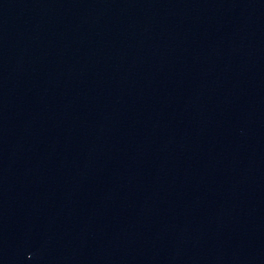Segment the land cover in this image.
<instances>
[{"label": "water", "instance_id": "95a60500", "mask_svg": "<svg viewBox=\"0 0 264 264\" xmlns=\"http://www.w3.org/2000/svg\"><path fill=\"white\" fill-rule=\"evenodd\" d=\"M0 264H264V0H0Z\"/></svg>", "mask_w": 264, "mask_h": 264}]
</instances>
